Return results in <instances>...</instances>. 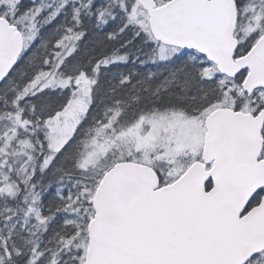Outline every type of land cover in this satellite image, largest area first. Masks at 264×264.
I'll return each instance as SVG.
<instances>
[{
  "label": "snow or ice",
  "instance_id": "6c2138e0",
  "mask_svg": "<svg viewBox=\"0 0 264 264\" xmlns=\"http://www.w3.org/2000/svg\"><path fill=\"white\" fill-rule=\"evenodd\" d=\"M0 264H264V0H0Z\"/></svg>",
  "mask_w": 264,
  "mask_h": 264
}]
</instances>
